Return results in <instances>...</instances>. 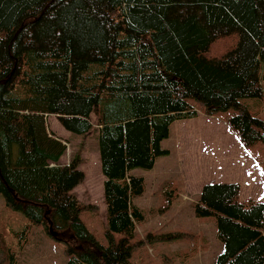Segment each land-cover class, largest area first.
I'll return each mask as SVG.
<instances>
[{"label":"trees","instance_id":"16d2710c","mask_svg":"<svg viewBox=\"0 0 264 264\" xmlns=\"http://www.w3.org/2000/svg\"><path fill=\"white\" fill-rule=\"evenodd\" d=\"M234 37L220 56L212 44ZM264 98V0H0V195L65 243V264H131L133 198L169 154L170 125L234 109L227 125L246 147L264 144V121L240 100ZM95 129L104 177L106 244L80 219L72 190L78 154L48 129ZM237 182L205 183L196 216L214 217V264H264V202L239 199ZM120 234L119 238L116 235Z\"/></svg>","mask_w":264,"mask_h":264},{"label":"rangeland","instance_id":"374dc122","mask_svg":"<svg viewBox=\"0 0 264 264\" xmlns=\"http://www.w3.org/2000/svg\"><path fill=\"white\" fill-rule=\"evenodd\" d=\"M234 40H216L209 56H220ZM240 102L264 121V98H242ZM194 106L198 116L174 121L168 138L161 142L169 154L158 157L151 169L132 170L144 178L145 188L133 198L143 220L136 224L130 241L131 264H214L222 251L215 218L196 216L193 208L204 183L235 181L240 184V200L264 202V144L246 147L240 142L226 123L236 110L208 115L201 102L194 101ZM95 119L92 115L90 132L76 135L65 130L55 115L46 116L49 131L67 146L59 163L69 162L76 154L80 157L78 168L84 172V180L72 193L84 206L80 219L105 245L104 177ZM50 229L30 223L20 211L8 207L0 195V264H65V243L54 239L50 235L54 230Z\"/></svg>","mask_w":264,"mask_h":264},{"label":"crops","instance_id":"0c3cea01","mask_svg":"<svg viewBox=\"0 0 264 264\" xmlns=\"http://www.w3.org/2000/svg\"><path fill=\"white\" fill-rule=\"evenodd\" d=\"M197 116H198V115H197ZM222 182H235V181L227 180V181H222ZM237 183H238V182H237ZM204 184H205V183H204ZM204 184H203V185H204ZM203 185H202V186H203ZM239 185H240V184H239ZM201 188H202V187H201ZM200 191H201V189H200ZM239 193H240V192H239Z\"/></svg>","mask_w":264,"mask_h":264}]
</instances>
